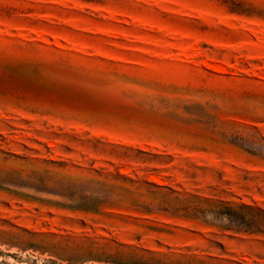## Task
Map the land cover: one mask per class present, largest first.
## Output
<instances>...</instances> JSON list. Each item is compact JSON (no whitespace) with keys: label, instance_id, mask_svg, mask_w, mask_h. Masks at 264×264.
<instances>
[{"label":"rangeland","instance_id":"obj_1","mask_svg":"<svg viewBox=\"0 0 264 264\" xmlns=\"http://www.w3.org/2000/svg\"><path fill=\"white\" fill-rule=\"evenodd\" d=\"M0 264H264V0H0Z\"/></svg>","mask_w":264,"mask_h":264}]
</instances>
